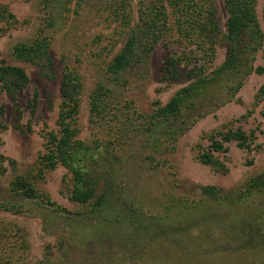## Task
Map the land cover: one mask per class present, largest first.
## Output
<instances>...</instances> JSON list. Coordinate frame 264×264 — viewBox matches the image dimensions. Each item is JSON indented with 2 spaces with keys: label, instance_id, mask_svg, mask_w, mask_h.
<instances>
[{
  "label": "trees",
  "instance_id": "1",
  "mask_svg": "<svg viewBox=\"0 0 264 264\" xmlns=\"http://www.w3.org/2000/svg\"><path fill=\"white\" fill-rule=\"evenodd\" d=\"M257 4L258 0H223L227 20L222 24L216 0H41V24L34 39L17 43L10 50L12 63L0 62V86L5 93L16 94L30 82L25 69L14 63L35 66L45 80L57 79L52 43L60 27L64 28L69 21L76 25L99 16L116 31L120 30L125 39L106 67L107 83H98L89 97V125L93 133L89 144L79 138L78 130L84 78L78 69L65 64L58 131L46 134V153L36 166L14 177L9 188L0 192V213L21 216L29 211L28 205L35 204L78 221L86 228L88 237L94 231L109 228L114 233L113 243L122 247L133 262L193 264L206 256L236 252V247L248 252L264 249L261 204L258 208L263 212L256 209L247 218L209 215L210 204H215L221 212L222 207L244 200L251 204L259 198L264 201V170L231 192L202 187L201 200L168 198L165 194L167 201L154 206L159 207L157 212L145 210L144 204L134 196L135 184L131 181L134 162L142 163L150 172L176 177V167L166 156L176 151L178 138L209 112L233 101L249 76L264 75V67L258 65L260 53L264 58V31ZM0 21L7 29H15L18 24L16 17L3 6ZM169 36L188 52L169 57L161 67L162 77L168 83L187 84L166 104L154 102L151 112L143 113L132 103L122 101L114 88L129 87V75L145 65L156 46ZM218 48H225L227 56L216 66ZM221 84H226L223 101L199 110V101ZM37 99L38 95L28 105L32 115ZM256 100L264 101V85L258 90ZM187 112L192 117L191 123L182 127L179 123ZM2 129L4 126L0 124ZM256 140L255 131L247 134L241 127L222 128L204 138L207 148L202 144L197 146V160L216 173L227 174L224 161L229 152L227 145L235 143L252 155ZM137 142L140 152L133 150ZM5 162L6 158L0 155V184L7 173ZM246 164L252 166L254 159ZM58 165L70 174L69 201L81 207L82 212L72 213L45 200L38 189L45 173ZM206 204L207 214L199 217L201 207ZM213 225L221 227L230 246L221 242L225 248L221 249L204 237L206 229ZM17 231L16 226L0 219V264H19L12 258L21 241ZM204 239L208 242H203ZM105 240H88L87 244L101 245ZM107 245L113 250V244ZM50 261L46 258L38 264H50Z\"/></svg>",
  "mask_w": 264,
  "mask_h": 264
},
{
  "label": "rangeland",
  "instance_id": "2",
  "mask_svg": "<svg viewBox=\"0 0 264 264\" xmlns=\"http://www.w3.org/2000/svg\"><path fill=\"white\" fill-rule=\"evenodd\" d=\"M40 1L0 0V7L8 8L18 21L15 29H7L6 24L0 21V62L7 60L12 63L9 58L10 50L17 43L34 39L41 24ZM216 2L221 22L225 24L227 15L223 0ZM257 15L264 31V0H258ZM62 27L52 43V55L57 69L56 80L43 79L35 66L14 63L27 72L30 79L28 87L18 89L16 94H9L3 92L0 86V124L4 126V129L0 130V155L6 158L7 168V173L1 178L0 192L9 188L14 177L25 174L36 166L39 158L46 153V134L58 131L61 76L65 64L78 69L84 78L85 93L78 120L79 138L88 144L93 140L89 125V97L98 83H107L106 67L121 50L125 38L120 30L116 31L113 25L99 16L84 19L76 25L69 21ZM99 36L101 38H98ZM186 52L188 49L185 46L177 43L173 36H169L156 46L145 65L136 68L129 75V87H116L114 90L122 101L132 103L143 113H150L154 102L166 104L187 84L185 81L168 83L161 74V67L169 57ZM226 56L227 50L218 48L216 66L223 63ZM258 65L264 67L262 53L258 56ZM263 85L264 75L252 74L245 80L243 88L233 101L209 112L178 138L176 151L166 156L176 167V177L150 172L142 163L134 162L135 172L132 178L130 177L135 184L134 196L144 204L147 212H157L159 207L154 206H158L162 200L165 203L171 196L190 201L201 200L202 187H217L223 192L237 190L246 179L264 170V101L256 100V94ZM225 88L226 84L219 85L214 92L199 101L197 108L208 109L209 106L214 107L217 102L223 101ZM36 95L37 106L32 115L28 105ZM191 119L187 112L179 125L185 127L191 123ZM237 127H241L247 134L256 132V151L248 155L235 143L228 144L229 152L224 160L228 167L227 174L216 173L201 165L197 160L196 148L200 144L204 148L208 147L204 138L222 128ZM139 147L137 142L133 150L140 152ZM250 159H254L252 166L246 164ZM38 189L45 195V200L59 207L72 213L83 211L77 204L69 201L71 176L60 165L45 173L38 183ZM165 194L167 199H164ZM155 201L157 204L152 203ZM251 203L244 200L234 206L222 207L221 212L215 204H210L209 215L215 214L223 218L224 214H228L229 217L242 219L251 217L256 209L263 212L264 201L259 198L255 203ZM208 204L201 207L199 217L207 214ZM260 204L262 208L259 209ZM28 209L29 211L21 216L0 213V219L16 226L21 238L13 251L14 263L38 264L48 258L51 260L50 264H149L148 261H131L124 249L113 243L114 233L109 228L94 231L91 237H88L84 225L76 220L54 214L50 209L35 204L28 205ZM206 232L204 237H209L214 246L220 247L221 242H229L225 240L224 232L217 225L209 226ZM98 238H105V243L87 244L88 240L95 241ZM60 242L64 245L59 246ZM108 243L113 244V250H109ZM235 249L236 252L206 256L193 264H264V249L256 252L240 251L237 247Z\"/></svg>",
  "mask_w": 264,
  "mask_h": 264
}]
</instances>
